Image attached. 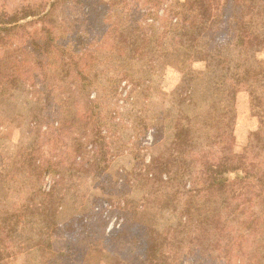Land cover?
<instances>
[{
    "label": "rangeland",
    "instance_id": "1",
    "mask_svg": "<svg viewBox=\"0 0 264 264\" xmlns=\"http://www.w3.org/2000/svg\"><path fill=\"white\" fill-rule=\"evenodd\" d=\"M53 1L0 0V6L23 14L26 9L50 10ZM168 1L171 0L59 1L45 19L28 17L22 22L29 23L12 30L0 47V54L5 56L0 65V217L7 210V217L12 213L18 216L23 198L35 192L56 199L58 220L64 229L85 220H97L108 233L128 217L168 236L174 235L179 213L173 209L182 206V195L177 201H169L168 193H187L189 186L198 184L191 178L199 176L203 167L199 163L192 168L193 174L186 172L191 175L165 182L179 164L177 149L171 142L177 128L206 109L207 103L200 94L208 69L203 61L189 63L173 53L162 59L169 64L166 70L165 66L153 70L129 58L123 49L126 43L119 37L126 16H131L133 22L138 16L147 22L157 21L164 17L163 8ZM260 25L264 27V21ZM50 28L59 43L69 49L74 46L72 52L78 57L84 53L98 71L92 93L101 107L97 122L105 135L102 143H96L92 127L68 128L64 121L62 126L55 124L57 107L64 103L73 106L78 101L74 109L78 113L84 110L74 71L47 75L49 59L34 47L33 39L44 38ZM256 49L258 65L264 70V43ZM10 55L13 57L8 60ZM219 76V99L231 90L236 92V118L228 142L230 151L239 154L261 122L254 115L248 86L236 84L231 72L220 70ZM33 82H37L36 88ZM38 98L39 105L45 104L48 117L40 130L29 119V113L36 108L29 109ZM32 148L44 167L51 162L58 170V181L49 173H28L24 164ZM1 220L0 264H54L58 259L56 252L78 246L62 235H52L51 248L44 244L16 252L20 237L10 230L12 223L6 227ZM23 232L25 237L39 231L27 227ZM94 238L105 237L100 231ZM210 254L217 260L224 257L218 250ZM240 258L233 252L230 264H237ZM85 264H139V254L130 244L117 248L103 239Z\"/></svg>",
    "mask_w": 264,
    "mask_h": 264
},
{
    "label": "trees",
    "instance_id": "2",
    "mask_svg": "<svg viewBox=\"0 0 264 264\" xmlns=\"http://www.w3.org/2000/svg\"><path fill=\"white\" fill-rule=\"evenodd\" d=\"M59 1L68 0H54L50 10L46 7L26 9L23 14L0 6V47L12 30L30 22H22L23 19L31 16L45 19ZM163 10L164 17L153 22L141 16L133 22L131 16H126L119 37L126 43L123 49L129 58L153 70L161 66L166 70L169 64L162 59L166 60L173 53L189 63L203 61L208 69L200 94V99L207 103L206 109L177 128L171 142L177 149L179 164L174 175L170 173L165 182L193 174L192 168L199 163L203 167L199 176H192L191 182L198 184L189 186L187 193H168L169 201H177L179 194L182 195V206L173 209L179 213L174 235L168 236L128 217L122 226L108 233L104 227L102 232L97 220H85L65 230L58 220L56 199L33 192L19 204L18 216L12 213L7 217L10 215L7 210L0 217L1 224L7 227L12 223L10 230L20 237L16 252L44 244L51 248V236L62 235L78 246L56 252L58 259L54 264H85L103 239L117 248L132 245L139 254V264H230L233 252L242 257L237 264H264V70L258 65L256 49L264 43V27L260 25V21H264V0H171ZM47 33L40 40L33 39L35 49L49 59L47 75L58 76L72 69L80 90L81 110H84L78 113L74 109L78 101L73 106L64 103L57 107L59 116L55 124L62 126L64 121L68 128L81 125L88 130L92 127L96 131V143H102L105 135L97 122L101 107L92 93L97 86L98 71L84 58V53L78 57L72 52L74 46L69 49L59 43L51 28ZM12 57L10 55L8 60ZM3 62L5 56L0 54V65ZM220 70L233 73L236 84L248 86L254 115L261 122V126L250 133L248 143L239 154L230 151L228 142L233 136L236 118V92L231 90L224 98L217 97ZM32 84L36 88L37 82ZM40 102L38 98L29 109L36 108L29 113V119L32 125H39V130L48 120L45 104L39 105ZM34 150L32 148L25 158L28 173L31 176L49 173L58 181V170L51 162L44 167ZM27 227L37 229L38 234L22 237ZM100 231L105 238L95 240ZM1 237L0 233V251ZM217 250L223 254V259H214L210 254Z\"/></svg>",
    "mask_w": 264,
    "mask_h": 264
}]
</instances>
